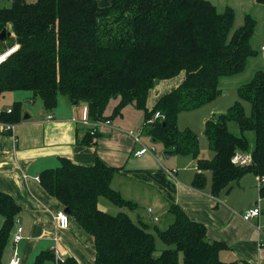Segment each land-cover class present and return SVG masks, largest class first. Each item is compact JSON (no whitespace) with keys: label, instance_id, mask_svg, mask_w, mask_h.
Instances as JSON below:
<instances>
[{"label":"trees","instance_id":"1","mask_svg":"<svg viewBox=\"0 0 264 264\" xmlns=\"http://www.w3.org/2000/svg\"><path fill=\"white\" fill-rule=\"evenodd\" d=\"M0 9V32L12 25L19 48L0 65V100L7 93L28 91L53 110L58 97L88 106L95 122L113 119L132 105L144 112V132L173 153L191 155L198 169L192 185L204 188L211 172L212 193L228 191L248 173L264 177V72L240 86L250 101L251 115L241 104L208 119L205 134L215 152L199 158L200 141L191 129H180L178 115L213 101L222 91L220 78L245 70L255 53L251 37L256 20L232 33L235 12L217 9L212 0H11ZM264 5V0H256ZM185 72L179 86L161 95L148 107L151 89L158 81ZM114 102L116 105L108 111ZM12 111L0 110L1 122L21 118V103ZM161 116L157 117L156 113ZM239 124L241 134L230 131L228 122ZM255 134L252 161L238 165L233 157L249 151L246 132ZM87 134L83 142L90 144ZM116 168L101 158L80 165L64 158L58 168L41 172L46 191L71 211L84 230L94 237L95 264H238L226 262L220 252L224 241H210L207 225L194 221L173 205V223L167 229L142 220L134 221L126 210L113 214L100 206L105 197L119 207L138 205L111 186ZM264 197V183L260 187ZM22 206L0 189V264L12 241ZM159 241L164 248H158ZM55 252L43 250L34 264H45ZM58 264H80L73 256Z\"/></svg>","mask_w":264,"mask_h":264},{"label":"crops","instance_id":"2","mask_svg":"<svg viewBox=\"0 0 264 264\" xmlns=\"http://www.w3.org/2000/svg\"><path fill=\"white\" fill-rule=\"evenodd\" d=\"M215 4L220 12H224L227 6L234 5L227 0H216ZM249 4H253L255 9L252 16L256 20V26L251 37V45L255 53L248 57L246 68L255 67L254 71L264 72V53L261 50L264 45V6L256 0H249ZM235 20L238 24L243 23V15L236 12ZM9 36L12 37L9 40H6L7 37L0 39V54L17 44L15 35L11 33ZM180 75L174 82L171 80L175 77L162 80L160 91L154 97L155 101L162 94L180 85L185 78V72L182 71ZM249 81L251 79L245 83ZM151 91L148 98L150 108L155 104L152 105L150 102ZM13 93L16 94L15 96L10 94L13 103L7 106H1L3 102L0 103L1 111H8L15 102H20L22 108L24 98L32 102L36 100L31 99L28 91ZM84 106L87 105L59 96L57 106L53 110H46L41 100L38 110L30 109L29 112H25L21 109V118L18 121L5 122L14 124L12 129L0 127V189L12 195L22 206L12 241L4 253L5 264L15 251L13 239L19 225L23 228L24 238L16 247L22 258V264H34L37 255L43 250L55 252L54 258L47 260L45 264H58L59 258L67 256L75 257L80 264H95L94 237L86 232L72 215L67 229L56 226L55 213L57 210L65 209V206L56 197L50 195L40 182L41 172L48 168H58L64 158L80 165H93L98 158H101L109 166L116 168L111 176L112 188L135 202L138 207L122 208L101 197L100 206L104 210L116 214L124 209L134 221L142 220L151 224L152 228L159 226L163 230L173 223L171 207L179 205L190 219L207 225V237L210 241H224L228 244V248L220 252L222 260L237 261L238 264H264V248L259 246V243L264 241V206H260L259 202L262 199L260 195L262 177L248 173L253 174L259 181L257 188L260 199H253V202L240 213L230 204L229 196L233 188L240 186L241 180L248 174L234 182L230 190L214 195L212 182H209V178L212 181L211 172L206 171L208 182L204 188L198 189L192 185L197 172L200 171L196 158L191 160L192 162L195 160L194 168L197 171L186 181L180 178L177 169L168 165L161 155L153 152L154 150L142 156H135V152L142 147V144L148 146L146 139L149 141L152 139L149 135L144 139L141 137V133H145L144 116L143 122H137L136 125L131 124V116L125 118V109L134 106L125 107L123 113L113 119L95 122L88 115L89 123H85L82 119ZM88 133L93 139L90 144H85L83 139ZM245 134L247 136V132ZM136 136H139L141 142ZM253 148L254 146L249 148L248 152L251 153ZM211 151L212 155L205 159L214 157L215 152L212 149ZM174 154L172 153L171 156ZM199 158L204 157H200L199 154ZM124 184L126 185L123 186ZM137 193L147 195L143 203L136 198ZM145 204L148 206L144 208ZM255 205L261 209L260 216L250 221L244 220L245 211ZM150 207L153 213L148 210ZM153 215L159 217L158 222L153 220ZM237 226L240 228L238 234H236ZM159 243L158 248L162 250L164 245L160 241ZM238 244L242 251L237 252L234 249ZM233 249L235 254H232ZM248 249L250 251H247Z\"/></svg>","mask_w":264,"mask_h":264},{"label":"rangeland","instance_id":"3","mask_svg":"<svg viewBox=\"0 0 264 264\" xmlns=\"http://www.w3.org/2000/svg\"><path fill=\"white\" fill-rule=\"evenodd\" d=\"M102 1L105 2V0H102ZM212 1L214 3L216 2V0H212ZM227 1L234 4L232 6H227V7H232V9L235 12V19H236V12L237 14L239 13L243 15V18H244V22L243 23L241 22V24H238L236 20L234 19V23L232 27V33H233L235 30H237L239 27H241L245 23L246 16L252 15L255 9H254L253 4L252 5L249 4V0H227ZM253 3L255 4L254 1ZM11 4H12L11 0H0V9L4 7H9L11 6ZM6 28L8 32L12 33L13 28L11 24H8ZM10 38L12 37L7 36L6 40H9ZM254 68L255 67H249L248 69L245 68V70L241 73L234 74V75H227V76L222 77L223 80H221L220 88L222 87L223 91H221L213 101L206 103L202 105L201 107H199L198 109H195L192 111H182L178 115V125L180 129L182 130L191 129L192 131L196 132L197 135L199 136L200 143H201L200 153H199L200 157L206 158L212 155L211 154L212 151L209 147V143L205 135V124L208 119L218 114L227 112L232 106L238 103L243 106L246 115H251L252 105L249 100L244 99L240 95L239 88L243 83H245L249 79L252 80L255 77V75L258 73V70L254 71ZM180 76L181 75L176 76L174 79L171 80V82L176 81L177 79H179ZM160 84H162V80L158 81L155 84V86L152 88V91L150 94V102L152 105L157 101V100L155 101L154 97L158 95V91H160ZM10 94H13L12 96L16 95L15 93L12 92V93H8L7 95H5L6 96L5 98L2 97L0 100V103L3 102L1 106H7L13 101ZM7 96H10V97H7ZM60 96L61 98H66L67 100H70L65 95L60 94ZM39 104H41L40 98H36V100L33 102L27 98H24V102L22 103L21 109L22 111H25V112H29L30 109L38 110ZM115 105L116 104L114 102H111L108 108V111L113 109ZM124 116L126 119H128L131 116L130 118V121L132 122L131 124L136 125L137 122H140V123L143 122L142 118L144 116V113L137 108L128 107L125 109ZM228 126H229L230 131L233 132L234 134L236 135L241 134L239 124L236 121L230 120L228 122ZM141 135L140 136L143 139L147 137V134L145 133H141ZM247 137L249 140V148H252L255 142L254 133L247 132ZM146 143H148L150 152L154 150L153 152H156L159 155H161L164 158V160H166V163L168 165L178 170L179 176L181 179L188 181L189 178L197 171L196 168H194L195 160H193L192 162L191 159H193V157L191 155L175 153L173 156H170L169 158H167V156L165 155V151H167L168 149H166L161 142H155L153 140L149 141L146 139ZM209 182H211V178H209ZM258 183H259L258 179H256V177L253 174H248L241 180L240 186L234 187L233 190L230 192L229 202L238 212L241 213L245 209V207L249 206L250 203L253 202V199H256V200L260 199V195H258V188H257ZM125 185L126 184H124L123 186ZM146 196L147 195H143V193L136 194V198H138L139 201L141 202L145 201ZM259 202H260V206H264L263 197ZM147 206L148 205L145 204L144 208ZM2 221H3V217L0 216V228L2 225ZM239 229L240 228L237 226L236 234L239 233L240 231ZM234 235L235 234H232V236ZM254 236L255 234L253 235V237ZM159 246H160V243H159ZM259 246L264 248V245H261L260 243H259ZM236 247L234 249L237 252L240 250L242 251L241 246L239 244ZM234 249L232 250V254L236 253ZM247 251H250V250L248 249ZM180 264H183L182 259L180 261Z\"/></svg>","mask_w":264,"mask_h":264},{"label":"built area","instance_id":"4","mask_svg":"<svg viewBox=\"0 0 264 264\" xmlns=\"http://www.w3.org/2000/svg\"><path fill=\"white\" fill-rule=\"evenodd\" d=\"M19 48L18 44L13 45L12 47H10L9 50H5L3 52V54H0V65L9 57L6 55L9 54L11 51L13 50H17ZM15 50V51H16ZM262 52L264 53V45L261 48ZM12 109H8V112H11ZM156 116L159 117L161 116L160 112L156 113ZM51 116H49L50 118ZM83 121L85 123H89L88 121V106H84L83 108V117H82ZM14 126V124L12 123H5V122H1L0 121V127L2 129H12ZM137 139L141 142V139L139 138V136H136ZM150 151L149 147L145 144H142V147L140 149H138L135 152V156H142L143 154H145L146 152ZM252 161V154L249 152H238L234 155L233 157V162L235 164L238 165H247ZM261 181L264 183V177H262ZM148 210L150 211V213H153V209L150 207L148 208ZM261 214V209L258 205H255L251 208H249L248 210L245 211V213L243 214V218L246 221H250L252 218H256L258 216H260ZM55 222H56V226L60 229H67L70 226V222H71V218L70 215L65 211V209H60L57 210L54 216ZM153 220L156 222L159 221V217L156 215H153ZM24 236H23V228L19 225L17 226V231L14 235V245H15V251L13 252L12 257L10 258V260L8 261L7 264H22V258L20 256L19 251L17 250V245L18 243L23 240ZM261 245H264V241L260 242ZM60 260H64V258H59Z\"/></svg>","mask_w":264,"mask_h":264},{"label":"water","instance_id":"5","mask_svg":"<svg viewBox=\"0 0 264 264\" xmlns=\"http://www.w3.org/2000/svg\"><path fill=\"white\" fill-rule=\"evenodd\" d=\"M11 33L8 32L6 29H3L0 32V39H4L5 37L9 36ZM75 103H78V101H75ZM172 151L171 150H167L165 151V155L167 156V158H169L172 155ZM65 211L70 215L71 211L68 207L65 208Z\"/></svg>","mask_w":264,"mask_h":264},{"label":"bare ground","instance_id":"6","mask_svg":"<svg viewBox=\"0 0 264 264\" xmlns=\"http://www.w3.org/2000/svg\"><path fill=\"white\" fill-rule=\"evenodd\" d=\"M8 50H9V49H8ZM15 50H16V49H15ZM15 50H13V51H11L9 54H7L6 57H7V56H10L11 54H13V53L15 52ZM6 51H7V50H6ZM6 51H5V52H6ZM5 52H4V53H5ZM2 54H3V53H2Z\"/></svg>","mask_w":264,"mask_h":264}]
</instances>
